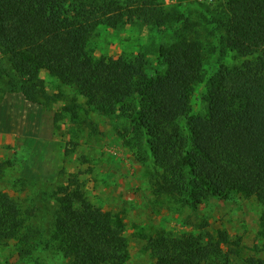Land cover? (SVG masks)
<instances>
[{
  "label": "trees",
  "instance_id": "trees-1",
  "mask_svg": "<svg viewBox=\"0 0 264 264\" xmlns=\"http://www.w3.org/2000/svg\"><path fill=\"white\" fill-rule=\"evenodd\" d=\"M224 9L218 18L222 51L244 60L219 64L208 78L204 44L186 24L170 44L160 41L154 73L147 72L145 59L91 52L90 40L101 26L140 23L161 31L180 23L182 14L165 0H0V51L23 77L19 84L10 78V85L29 101L49 106L41 76L46 71L75 86L102 114L127 116L144 131L160 170L157 193L181 195L192 209L240 192L264 206V0H230ZM205 79L206 108L195 112V87ZM55 200L46 248L70 264H125L122 222L92 203L78 175L58 186ZM30 216L0 190V245L13 239L30 245ZM230 244L225 230L161 233L149 241L157 264L231 263L239 251Z\"/></svg>",
  "mask_w": 264,
  "mask_h": 264
},
{
  "label": "rangeland",
  "instance_id": "rangeland-1",
  "mask_svg": "<svg viewBox=\"0 0 264 264\" xmlns=\"http://www.w3.org/2000/svg\"><path fill=\"white\" fill-rule=\"evenodd\" d=\"M230 0H165L182 14L171 29L128 24L101 26L90 40L94 56L145 59L147 72L158 65L160 41L170 44L188 25L192 37L204 44V72L208 78L222 63L244 58L222 51L218 18ZM190 26V27H189ZM189 27V29H188ZM49 106L25 98L22 76L0 51V190L15 197L30 212L29 244L16 239L0 245V264H70L63 255L46 248L56 211L55 191L72 175L84 181L93 204L122 222L129 258L125 264H157L149 246L152 237L166 233L201 234L227 231L230 246L239 253L231 263L212 259L209 264H242L249 258L264 260V206L255 196L235 193L230 199L210 198L192 209L181 195L157 193L159 168L147 135L136 130L127 116H107L87 103L75 86L64 84L46 71ZM206 79L195 87L192 110L203 113ZM185 131V120H179ZM238 244V245H236ZM27 248L23 254L21 248Z\"/></svg>",
  "mask_w": 264,
  "mask_h": 264
}]
</instances>
